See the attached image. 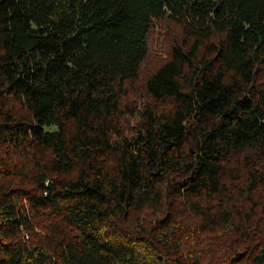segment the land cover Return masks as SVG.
I'll return each instance as SVG.
<instances>
[{
    "label": "trees",
    "instance_id": "trees-1",
    "mask_svg": "<svg viewBox=\"0 0 264 264\" xmlns=\"http://www.w3.org/2000/svg\"><path fill=\"white\" fill-rule=\"evenodd\" d=\"M0 264H264V0H0Z\"/></svg>",
    "mask_w": 264,
    "mask_h": 264
},
{
    "label": "rangeland",
    "instance_id": "rangeland-1",
    "mask_svg": "<svg viewBox=\"0 0 264 264\" xmlns=\"http://www.w3.org/2000/svg\"><path fill=\"white\" fill-rule=\"evenodd\" d=\"M152 24L147 35V55L140 65V80L156 70L169 57L172 39L181 37L183 34L181 25L170 18L163 17L153 21ZM137 87V82L134 86L129 85L127 92L128 100H131L136 113L142 108L143 103L147 102V97ZM137 122V118L130 115L127 121L122 122V125L125 126L126 132H130V128L134 127Z\"/></svg>",
    "mask_w": 264,
    "mask_h": 264
}]
</instances>
